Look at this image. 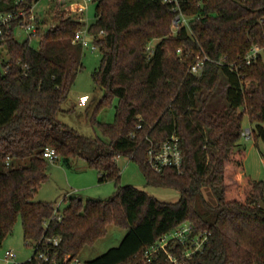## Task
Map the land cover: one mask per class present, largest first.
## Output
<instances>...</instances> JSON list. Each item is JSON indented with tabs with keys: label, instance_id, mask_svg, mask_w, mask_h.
I'll return each instance as SVG.
<instances>
[{
	"label": "trees",
	"instance_id": "1",
	"mask_svg": "<svg viewBox=\"0 0 264 264\" xmlns=\"http://www.w3.org/2000/svg\"><path fill=\"white\" fill-rule=\"evenodd\" d=\"M37 1L0 0V13L28 11ZM51 1L57 23L42 33L36 18L30 36H41L38 48L30 37L15 38L18 21L0 40V246L20 220L26 243L44 233L59 236V253L79 256L115 224L127 229L121 243L88 264H170L165 255L151 263L141 257L163 234L191 222L210 232V241L179 264H264V181L241 185L238 179L245 115L252 138L264 141V53L251 65L242 61L254 44L264 47V0H184V11L200 18L176 35L175 13L162 0H94L90 31L102 57L93 78L104 94L89 121L101 136L82 134L60 119L84 67V48L73 42L84 24ZM200 50L239 67L211 61L196 75L189 68ZM221 79L226 103L208 109ZM115 100L114 121H98L99 109ZM174 134L184 171L156 173L147 163L148 139L161 142ZM47 147L66 164L83 159L100 182L114 181L115 193L108 199L70 197L58 219L54 202L36 199L49 180ZM119 157L136 162L149 185L176 189L180 198L164 201L122 184Z\"/></svg>",
	"mask_w": 264,
	"mask_h": 264
},
{
	"label": "rangeland",
	"instance_id": "2",
	"mask_svg": "<svg viewBox=\"0 0 264 264\" xmlns=\"http://www.w3.org/2000/svg\"><path fill=\"white\" fill-rule=\"evenodd\" d=\"M62 9L80 4L88 5L89 22L95 21L96 3H87L86 0H64ZM66 11V10H64ZM34 14L41 20L40 26L42 33H44L51 26L55 25L57 21L54 16V9L51 0H38L34 3ZM172 32V29H171ZM32 32L27 31L24 27L18 26L15 29V38L19 41H24L30 37V44L38 48L40 45L41 36L31 35ZM102 54L99 48L89 49L85 48L83 56V69L79 72L75 84L71 90L68 99L64 102L63 107L65 112L60 113V119L77 129L82 134L87 136H101V132L93 127L89 121V117L95 104L103 96L104 90L99 87L94 78L93 72L101 64ZM248 82V80H247ZM226 81L221 79L216 92L211 96L207 108L219 109L225 103ZM83 94L90 96L89 102L81 106L79 105V97ZM207 93H205L206 95ZM107 105L99 109L97 113L98 121L113 122L115 118L114 104ZM253 126L250 119L245 115L243 120L244 130ZM240 147L244 148V159L242 168L238 173L239 182L245 183L247 179L263 180L264 181V141L241 138ZM117 163L121 168V182L122 184H131L145 190L149 194L164 200L177 201L180 198L178 190L168 187H157L149 185L146 178L141 171L139 165L127 157H119ZM49 180L45 182L39 189L36 199L44 201L49 200L54 202L56 208L62 213L67 205V200L70 197H78L87 200L92 199H108L116 191L114 181L108 180L105 182L99 181L98 172L87 166L86 162L81 158H73L69 164H66L61 158L55 162H49L48 166ZM127 229L119 227L115 224H109L107 227V234L99 239L94 245L86 247L79 258L85 262L104 254L110 248L118 246ZM12 250L17 254L16 262L28 261L35 252L33 245L26 243L23 234V227L20 220L15 224L14 230L0 246V264H12L5 261V252Z\"/></svg>",
	"mask_w": 264,
	"mask_h": 264
},
{
	"label": "built area",
	"instance_id": "3",
	"mask_svg": "<svg viewBox=\"0 0 264 264\" xmlns=\"http://www.w3.org/2000/svg\"><path fill=\"white\" fill-rule=\"evenodd\" d=\"M61 5L64 4V0H58ZM171 6L175 13L172 20L171 28L172 34L176 35L180 28L191 29V21L200 18L198 15H191L184 11L182 7V1L184 0H162ZM207 0H197L198 5H201ZM239 2H246L247 0H236ZM87 3L94 2V0H86ZM67 12L74 13L77 19L83 23L82 27H79L75 32L73 39L74 43H79L85 48L95 49L98 46L94 42L96 35L90 31V22L88 18V5L76 4L67 7ZM36 15L34 14V4L28 11L24 9L18 12L0 13V40L3 38L6 30H9L11 23L14 21L19 22V26L24 27L29 32H36L37 23ZM191 33V30H189ZM101 34L103 31L100 32ZM147 50L152 53L153 45H149ZM179 55H184L182 48L178 49ZM192 50L187 51L189 55ZM264 53V47L258 44H254L249 52L245 55L242 61L251 65L257 61L259 56ZM216 61L220 65H227L231 70H237V62H230L226 56L221 57L219 60H215L207 55L204 50H200L195 53V59L190 64V71L196 75H201L207 68L208 62ZM247 84L248 82L245 81ZM90 96L87 94L79 97V105L84 106L89 101ZM142 125L138 124L137 128H141ZM243 136L246 139H251V129L246 128L243 131ZM149 140L147 148V163L149 167L156 173H163L167 169H174L178 173L184 171V155L181 149L180 139L178 135H171L169 138L156 142L152 139ZM44 157L50 162L58 160L57 152L47 147L44 151ZM55 214L58 219H61V214L56 208ZM47 225V222L46 224ZM211 233L208 231H197L195 226L191 222H183L177 227L171 229L167 233L163 234L157 239V241L151 246L147 247L141 257V261L151 263L155 258L160 255H165L166 260L170 264H179L183 259H190L195 254L203 252L210 241ZM59 236H48L44 233L38 240L28 241L35 248L34 255L26 262H16L17 254L12 250L5 252V261L12 264H88L83 261L79 256H74L71 253L61 254L58 251L60 245ZM139 264V262L129 263Z\"/></svg>",
	"mask_w": 264,
	"mask_h": 264
},
{
	"label": "crops",
	"instance_id": "4",
	"mask_svg": "<svg viewBox=\"0 0 264 264\" xmlns=\"http://www.w3.org/2000/svg\"><path fill=\"white\" fill-rule=\"evenodd\" d=\"M83 95H84V94H83ZM89 100H90V99H89ZM88 102H89V101H88ZM88 102H87V103H88ZM38 193H39V191H38ZM38 193H37V196H38ZM37 200H38V199H37ZM39 200H41V198H40ZM43 200H44V199H43ZM45 201H49V200H45Z\"/></svg>",
	"mask_w": 264,
	"mask_h": 264
}]
</instances>
